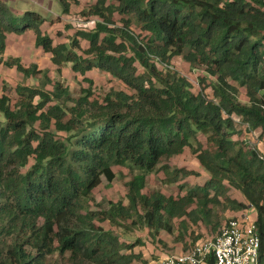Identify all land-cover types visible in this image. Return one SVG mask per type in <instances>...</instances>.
I'll use <instances>...</instances> for the list:
<instances>
[{"label":"trees","instance_id":"trees-1","mask_svg":"<svg viewBox=\"0 0 264 264\" xmlns=\"http://www.w3.org/2000/svg\"><path fill=\"white\" fill-rule=\"evenodd\" d=\"M59 1L64 15L80 4ZM87 8L83 14L99 19L95 29L55 44L42 30L41 14L18 17L0 2V63L27 79L41 78L35 87L18 84L15 105L6 85L0 97V264H54L56 256L66 264H150L135 252L140 239L122 241L104 224L126 231L144 227L153 240L166 232L175 243H187L195 228L218 235L250 208L264 264V158L235 139L240 123L264 139V0H98ZM115 13L128 17L122 27ZM134 22L147 33L144 39L131 30ZM28 30L36 47L51 54L56 74L67 66L83 77L99 70L124 88L98 97L90 87L74 98L49 70L25 67L20 58L4 60L8 34ZM177 57L214 78L212 98L205 90L194 93L172 69ZM199 135L207 138V148ZM186 148L210 179L177 197L144 193L148 176ZM115 167L134 174L128 203L107 201L92 210L102 181L117 178ZM160 168L176 174L171 182L195 174ZM231 190L244 200L233 199ZM229 211L236 216L221 226ZM207 264H215L213 256Z\"/></svg>","mask_w":264,"mask_h":264},{"label":"rangeland","instance_id":"rangeland-1","mask_svg":"<svg viewBox=\"0 0 264 264\" xmlns=\"http://www.w3.org/2000/svg\"><path fill=\"white\" fill-rule=\"evenodd\" d=\"M81 1V2H80ZM80 4H74L73 14L70 17H66L63 19V23H60L58 28L59 34L56 35L55 43L66 42L70 43L71 38L76 35L78 31H92L96 27V22L99 19L95 16L89 14H83V11L88 8L92 3L97 2V0H80ZM27 6H29L28 11H34L41 14L44 18H46L49 22L57 19L59 15H62L63 7L60 1L58 0H45L44 6H38L35 4H31L26 2ZM92 6V5H91ZM90 6V7H91ZM121 16L118 13L114 14V21L118 27L123 26V20L128 17ZM131 30L135 33L136 36L140 37V39H144L147 33L142 32L140 27L134 22ZM82 47L88 48L89 44L85 40H80ZM12 47L15 46V52L17 56H9V57H19L22 59L23 63L29 67L32 64H38L43 70L50 71V77L55 80H61V82L70 87L73 97L76 98L80 95L83 89H91L94 91L96 96L103 97L112 89H123L122 84L115 79H113L109 74L104 73L99 70H93L89 72L85 77L81 75H75L70 66L64 67L62 69L61 74H56L57 67L51 63L50 55L49 56H40L39 52L31 49L30 47H19L15 43H11ZM38 49V47H37ZM161 67H164L165 65ZM171 67L174 71H177L182 76L187 78L192 85V91L194 93H199L202 90H205V94L212 98V90L209 87L210 81H214L212 76H208L203 67L193 68L189 63L184 61L181 57H177L173 59L171 63ZM139 71H142L143 68L141 66L138 67ZM88 79V80H86ZM202 79H205L206 82L203 83ZM41 78H30L27 79L23 74H19L15 69H9L7 67H3L2 63H0V97L4 94L5 85L8 87V95L11 98V104L15 105L18 99V95L16 93V88L19 83L35 87L40 84ZM48 89H52V86H49ZM239 99L243 103L248 101V98L245 94L244 89H240ZM248 126L246 124H238V128L240 133L235 137V139L239 141H244L246 146L255 149L263 158H264V139H259V132H249ZM199 141L205 148L208 147L207 138L204 135L198 136ZM198 145H196L197 147ZM168 165L171 171H175L177 169H185L187 171H192L193 175L189 177H183L182 174H179L177 177L178 181L171 182V180H175L176 174H170V176L165 174V171L161 170V166ZM159 167V170L147 178V185L144 193L151 194L154 191H160L167 197L173 196L177 197L180 195H185L190 187H194L196 185H202L207 180L210 179V175L207 171L201 166L197 156L193 154L190 148H186L185 152L180 155L171 158L168 161H164L163 164ZM114 171L117 175L115 181L109 184L105 179L102 181L101 185L94 192V201L91 204L92 210H101L107 204V201H124L126 204L128 203L126 196L128 193V182L133 178L134 174L130 172L128 168L124 167H115ZM175 178V179H174ZM230 195L233 199L243 201L244 198L241 194L236 192L235 190L230 191ZM98 203L100 206H98ZM252 209H248L243 211L244 214L250 217L255 216V212L251 211ZM236 214L229 211L227 213H223L221 226H223L228 220L235 217ZM240 216V214H239ZM178 222H176L177 224ZM106 228H112L116 231V233L120 236L122 241H128L129 243L141 240L143 244L138 246L137 252L142 250L144 252V256L151 260L157 259L161 257L163 254H176L179 253L177 246H175L174 237L173 241L168 238V235L165 232H162L159 236L158 240H153L149 234V230L146 228L137 227L132 231H126L123 227L116 228L111 226L108 222L104 224ZM196 231L200 235V240L196 242L197 244L202 241L213 239L218 231H211L205 226H201L200 228H196ZM196 236H189L188 242L183 243V246L186 249H189L192 245L191 242L193 238ZM169 239L171 244L165 242V239ZM191 243V245H190ZM195 243V244H196ZM166 244V245H165ZM182 244L179 247H183ZM196 244V245H197ZM168 245V246H167ZM195 246V245H194ZM193 246V247H194ZM184 248V249H185ZM167 255V256H168ZM54 264H66V260L64 261L59 256H56L54 259ZM155 264V263H154Z\"/></svg>","mask_w":264,"mask_h":264},{"label":"built area","instance_id":"built-area-1","mask_svg":"<svg viewBox=\"0 0 264 264\" xmlns=\"http://www.w3.org/2000/svg\"><path fill=\"white\" fill-rule=\"evenodd\" d=\"M261 235L255 222L247 216L230 220L213 239L199 242L190 251L172 255L162 264H259Z\"/></svg>","mask_w":264,"mask_h":264},{"label":"crops","instance_id":"crops-1","mask_svg":"<svg viewBox=\"0 0 264 264\" xmlns=\"http://www.w3.org/2000/svg\"><path fill=\"white\" fill-rule=\"evenodd\" d=\"M80 1V0H79ZM98 1V0H97ZM0 2H2V3H4L10 10H11V12L14 14V15H16V16H18V17H20V16H23L26 12H34V11H28V7L29 6H27V4H26V2H28V3H31V4H35V5H38V6H41V7H43L44 6V2H45V0H0ZM58 2H59V0H58ZM81 2V1H80ZM96 3V2H95ZM95 3H92L91 5H94ZM80 5H81V3H80ZM90 5V6H91ZM75 5L73 4L72 6H71V10H70V13L68 14V15H64L63 14V12H62V15H59L58 16V18L57 19H54L53 21H51V22H49L46 18V21H45V23L42 25V30H43V32L44 33H46V34H48L49 36H51L52 38H53V40H54V43H55V39H56V35L57 34H59V31L57 32V31H54V30H59V29H56V28H58V26H59V24L60 23H63V19H65L66 17H70V15H72L73 14V7H74ZM37 13V12H36ZM35 40H36V36H35V33L33 32V31H31V30H28L26 33H24V34H22V35H17V34H8V36H7V41H6V52H5V55L3 56V58H4V60H6V59H8V58H10L9 56H17V53L15 52V46L14 47H12V45H11V43H15V45L17 44L19 47H30L31 49H33V50H35V51H37V52H39V54H40V56H49L50 55V59H51V54H49V53H46V52H44L43 51V49H41V48H38L37 49V47H36V44H35ZM60 43V42H59ZM55 44H58V43H55ZM12 58H19V57H12ZM0 59H1V57H0ZM21 59V58H20ZM22 60V59H21ZM22 63H23V61H22ZM51 63H52V61H51ZM53 64V63H52ZM3 65V64H2ZM23 65L25 66V67H27L24 63H23ZM33 65V64H32ZM36 65H38V64H36ZM31 66V65H30ZM29 66V67H30ZM3 67H5L4 65H3ZM38 67H39V69L40 70H42V68L38 65ZM251 211H253V210H251ZM242 215H244V214H242ZM244 216H246V215H244ZM247 217H249V216H247ZM250 218V217H249ZM252 218V220H256V215L254 216V217H251ZM194 231H195V235H196V237H198L199 236V239H198V241L200 240V235H199V233L196 231V228L194 229ZM166 233V232H165ZM167 234V233H166ZM168 235V238H170L171 239V241H173V238H172V235H169V234H167ZM174 237V236H173ZM188 235L185 237V239H186V241L188 242ZM216 237V236H215ZM214 237V238H215ZM171 241H169V239H165V242L166 243H168L169 245L172 243ZM197 241V242H198ZM126 242H128V241H126ZM175 242V241H174ZM129 243V242H128ZM131 243H133V242H131ZM184 243V242H183ZM192 243V242H191ZM191 243H190V245H191ZM180 244H182V242L181 243H175L174 245L175 246H177V248H178V251H179V253H176V254H170V255H168V254H163L161 257H159V258H157V259H151V260H149V259H147L145 256H144V259H146V260H148L149 261V263L150 264H162L168 257H170V256H172V255H181V254H183V253H186V252H188V251H190L192 248H193V246L195 245H192L189 249H186L184 246H183V244H182V246L183 247H179V245ZM166 245V244H165ZM168 246V245H167ZM171 246H172V244H171ZM137 248V247H136ZM135 248V252L136 253H143L144 254V252L142 251V250H139V252H137V249ZM185 248V249H184ZM168 255V256H167Z\"/></svg>","mask_w":264,"mask_h":264}]
</instances>
